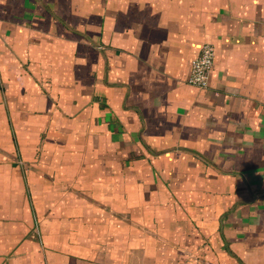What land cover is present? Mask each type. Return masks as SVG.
I'll return each mask as SVG.
<instances>
[{
  "label": "crops",
  "instance_id": "1",
  "mask_svg": "<svg viewBox=\"0 0 264 264\" xmlns=\"http://www.w3.org/2000/svg\"><path fill=\"white\" fill-rule=\"evenodd\" d=\"M0 264H264V0H0Z\"/></svg>",
  "mask_w": 264,
  "mask_h": 264
},
{
  "label": "built area",
  "instance_id": "2",
  "mask_svg": "<svg viewBox=\"0 0 264 264\" xmlns=\"http://www.w3.org/2000/svg\"><path fill=\"white\" fill-rule=\"evenodd\" d=\"M215 49L210 44L203 46L200 54L192 61L189 83L200 88L208 89L210 74L214 66Z\"/></svg>",
  "mask_w": 264,
  "mask_h": 264
},
{
  "label": "trees",
  "instance_id": "3",
  "mask_svg": "<svg viewBox=\"0 0 264 264\" xmlns=\"http://www.w3.org/2000/svg\"><path fill=\"white\" fill-rule=\"evenodd\" d=\"M199 200L201 201V195H199ZM194 200V203H196V198H194L193 199ZM169 204V205H172V203H173V199H170V198H162V202H161V204L163 205V204ZM201 206V205H200ZM148 217H150L149 215H148ZM135 219H137V218H135ZM154 220H155V217L153 218Z\"/></svg>",
  "mask_w": 264,
  "mask_h": 264
}]
</instances>
